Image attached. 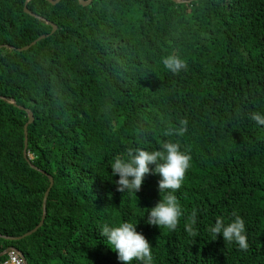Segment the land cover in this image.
Segmentation results:
<instances>
[{"label": "trees", "instance_id": "1", "mask_svg": "<svg viewBox=\"0 0 264 264\" xmlns=\"http://www.w3.org/2000/svg\"><path fill=\"white\" fill-rule=\"evenodd\" d=\"M25 3L0 0V253L122 264L99 226L127 220L154 264H264V125L251 119L264 115V0H28L33 17ZM169 55L185 67L164 68ZM164 142L190 156L171 232L145 223L159 176L121 193L109 167L129 148ZM48 188L42 226L5 239L38 225ZM233 214L246 250L209 231Z\"/></svg>", "mask_w": 264, "mask_h": 264}, {"label": "clouds", "instance_id": "2", "mask_svg": "<svg viewBox=\"0 0 264 264\" xmlns=\"http://www.w3.org/2000/svg\"><path fill=\"white\" fill-rule=\"evenodd\" d=\"M161 63L167 70L177 73L185 67L179 55L166 56ZM258 125H264V115L254 113L251 116ZM182 124L186 123L181 121ZM183 128L180 132H183ZM151 166V167H150ZM111 176H116L117 191L132 193L139 191L146 174L158 175V202L147 211L145 223L165 231H175L182 217V208L175 192L184 182L185 173L190 167V156L182 152L174 142H164L157 150L141 147L129 148L124 156H115L109 165ZM162 198H161V195ZM136 223L124 220L116 224L104 223L99 226V235L105 245L116 253L122 264H154L151 246L144 235L136 230ZM196 223L193 213L185 225L189 236H195L192 226ZM212 236L235 243L239 249L246 250L244 221L233 214L230 221L217 218L209 228Z\"/></svg>", "mask_w": 264, "mask_h": 264}, {"label": "water", "instance_id": "3", "mask_svg": "<svg viewBox=\"0 0 264 264\" xmlns=\"http://www.w3.org/2000/svg\"><path fill=\"white\" fill-rule=\"evenodd\" d=\"M47 1H48L50 4L54 5V4L58 3L60 0H47ZM91 1H92V0H87V1L78 0V3H79L80 5H82V6H86V5H88ZM173 1H174V2H177V3L179 2V0H173ZM194 1H196V0H194ZM27 2H28V0H26V3H27ZM26 3L24 4V8H23L24 12H25L26 14H29V15L32 16V17L35 16V15H33L31 12H29V11L27 10V8H26ZM37 18H39L40 20H43V19L40 18V17H37ZM46 24H48L49 26L52 27L51 34L54 33V31H55V26L52 25V24H50V23H48V22H46ZM44 37H45V36H40L39 38H37V40L33 41L29 46L23 47V48H21L20 50H27L30 46L34 45L36 42L40 41V40L43 39ZM10 103H12V104L15 106L14 101H11ZM27 114H28V121H27V123L24 125V141H25V143H24V151H23V155H24L25 157H26V144H27V138H26V136H27V126L33 122V116H32V114H31V112H30L29 110H27ZM52 182H53L52 179L49 177L50 187H51V185H52ZM49 190H50V188H48V189L46 190L45 194H44V198H43V202H42V217H41V220H40V222L38 223V225L35 226L34 229H32L31 231H29V232L23 234V235L20 236V237H15V238H5V239H9L10 241H17V240L23 239V238H25V237H27V236H30L31 234L35 233V232L38 230V228H40V227L42 226V224H43V222H44L45 214H46V200H47V196H48ZM12 250L16 251V252L19 254V256H20V258H21L23 264H27V261H26L24 255H23L20 251H18V250L15 249V248H12V247H9V248H6L5 250H3V251L0 253V257L3 256V255H6L9 251H12Z\"/></svg>", "mask_w": 264, "mask_h": 264}, {"label": "built area", "instance_id": "4", "mask_svg": "<svg viewBox=\"0 0 264 264\" xmlns=\"http://www.w3.org/2000/svg\"><path fill=\"white\" fill-rule=\"evenodd\" d=\"M2 264H23L19 254L12 250L6 254V259Z\"/></svg>", "mask_w": 264, "mask_h": 264}]
</instances>
